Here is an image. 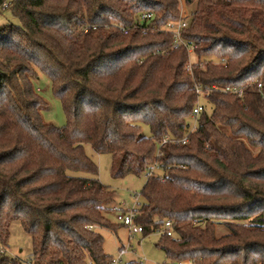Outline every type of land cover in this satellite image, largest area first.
I'll return each mask as SVG.
<instances>
[{
    "label": "trees",
    "instance_id": "trees-1",
    "mask_svg": "<svg viewBox=\"0 0 264 264\" xmlns=\"http://www.w3.org/2000/svg\"><path fill=\"white\" fill-rule=\"evenodd\" d=\"M184 2H195L181 31L190 63L169 30L180 0H0L19 22L0 24V264H20L5 251L14 221L28 264L111 263L97 228L115 227L114 191L84 143L111 155L114 177L156 166L133 222L143 236L171 222L156 242L171 261L264 264V0ZM39 74L61 127L42 118ZM198 101L188 142L159 146L188 132Z\"/></svg>",
    "mask_w": 264,
    "mask_h": 264
},
{
    "label": "rangeland",
    "instance_id": "rangeland-1",
    "mask_svg": "<svg viewBox=\"0 0 264 264\" xmlns=\"http://www.w3.org/2000/svg\"><path fill=\"white\" fill-rule=\"evenodd\" d=\"M9 1V0H8ZM195 7V2L185 3L180 0V13L184 18L189 19L192 10ZM11 22L18 25L19 22L8 9L0 12V24ZM190 60H194V54H189ZM35 86L38 93L43 97L46 105L42 108V118L46 122H50L55 126L61 127L65 124V114L61 102L54 96L49 78L44 74H39L35 80ZM210 106H206L209 110ZM191 123L193 121L191 120ZM142 132L149 135V130L146 126H142ZM84 152L89 156L97 166V178L99 181L114 191L112 200L106 204L104 215L107 220L115 225L113 229L97 228L98 232L103 237V250L106 254L112 256L113 259L118 258V250L125 249V253L121 256L124 263L136 261L139 264H171V261L164 252L156 246L159 238V230L151 232L145 236L141 232H131V227L123 225L117 219V215L121 211H131L138 208L143 202V197L140 195L142 186L146 179V173L139 175L126 174L122 177H114L111 174V155L109 153L96 152L89 143L83 144ZM80 174L90 176L88 173L81 172ZM227 230L223 225L216 226V234L221 235ZM6 253L17 257L20 264H28L31 256V239L20 226L18 221H14L10 225V236L8 239V247ZM85 264H88L86 262ZM182 264H191L184 262Z\"/></svg>",
    "mask_w": 264,
    "mask_h": 264
},
{
    "label": "built area",
    "instance_id": "built-area-1",
    "mask_svg": "<svg viewBox=\"0 0 264 264\" xmlns=\"http://www.w3.org/2000/svg\"><path fill=\"white\" fill-rule=\"evenodd\" d=\"M152 16L151 13H142L138 16V19L136 21V23L142 24L144 22H147L148 19H150ZM138 24V25H139ZM137 24H134V26H136ZM190 26V22L189 19L184 18V17H180L175 23H172L169 25V30L172 33L173 36V47H177L179 45H183L187 48L188 53L190 54L192 52L191 50V46H188L184 40L181 38V31L183 29H186ZM92 29H95V26L92 25ZM87 27H85L83 29L84 32H86ZM124 33L127 32V28H123L122 29ZM190 59V58H189ZM191 62V60L189 61V63ZM188 63V64H189ZM260 86V84L258 85ZM194 89L197 93H200V87L198 85H194ZM224 91H233V89L230 88H225ZM204 104L201 101H198L196 103V105L193 107L192 109V113H191V119L193 121V123H191L188 132L186 134H184L182 137L180 138H176L173 137L171 135H165L160 139L159 142V146H161L162 144L166 143V142H177L180 144H185L188 142V133L190 131H192L195 128V119L196 116L202 111L204 110ZM156 168V166H153L149 171H146V177H148L152 171ZM133 215H134V211H121V213H119L117 215V219L119 221H121L123 223V225H127L129 227H131V232H141V226L137 225L133 222ZM160 233H164L167 236H171L172 235V227H171V222L169 220H165L163 226L159 229ZM125 253V249L124 248H120L118 250V258L115 260L112 258V261L110 264H125L124 262H122L121 260V256ZM88 264H92L90 261L88 262ZM171 264H175V263H171ZM176 264H182V262H176Z\"/></svg>",
    "mask_w": 264,
    "mask_h": 264
}]
</instances>
